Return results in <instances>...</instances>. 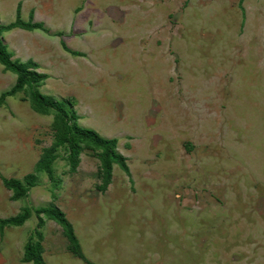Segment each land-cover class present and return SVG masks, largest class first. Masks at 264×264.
Wrapping results in <instances>:
<instances>
[{"label": "rangeland", "instance_id": "rangeland-1", "mask_svg": "<svg viewBox=\"0 0 264 264\" xmlns=\"http://www.w3.org/2000/svg\"><path fill=\"white\" fill-rule=\"evenodd\" d=\"M44 29L1 33L11 59L46 78L79 126L116 138L126 172L111 164L99 188L100 149L74 171L56 148L53 178L34 170L54 141L53 109L29 106V88L0 103V219L56 206L59 224L32 211L0 232V264L23 262L41 233L40 264H264V0H0V23ZM31 14V18L29 16ZM16 75L0 64V93ZM33 174L11 199L2 177Z\"/></svg>", "mask_w": 264, "mask_h": 264}, {"label": "trees", "instance_id": "trees-1", "mask_svg": "<svg viewBox=\"0 0 264 264\" xmlns=\"http://www.w3.org/2000/svg\"><path fill=\"white\" fill-rule=\"evenodd\" d=\"M18 7H15V19L12 22L0 23V64L3 69L10 70L16 75L15 83L11 88H8L0 93V103L6 95H13L15 92L29 88V106L35 112L44 113L47 109H53L55 111V122L52 127L55 131L53 143L44 148L39 156L37 162H35L33 169L41 170L45 173L47 178L51 180L53 178L52 162L58 157L56 154V148L58 145H63L67 149L65 158L68 161L69 171H74L76 163H78L79 155L83 150V147L92 146L100 149L98 159L100 161V185L101 190H105L106 185L110 180L111 164L118 163V165L126 172L124 166V156L116 150V138H104L97 134L92 129L79 126L76 122V114L72 110H67L64 107V102L60 99L53 98L46 94H43L38 89H33V84H38L42 79L46 78L44 74H38L34 71L35 64L30 60L25 62H19L18 60L11 59V51L6 48V43L1 38V33L4 30L10 28H22L26 30L44 29L41 23L32 22L28 20L22 21L18 17ZM31 18V14H29ZM2 184L11 191V199L18 200L27 195L29 188L35 184V178L33 174L27 173L22 177V180L14 178H1ZM34 212L38 218L36 221V227L42 225L43 216L47 219L54 221L61 227L64 237L66 238L69 247L80 257H83L81 248L75 238L72 230V226L68 221L65 213L56 206L37 207L31 208L24 206L20 209V212L0 219V232L4 225L19 226L26 219L29 218L31 212ZM35 228L33 235L35 239H32V234H29L24 246L22 261L32 262V264L41 263V251L40 246L41 233Z\"/></svg>", "mask_w": 264, "mask_h": 264}]
</instances>
